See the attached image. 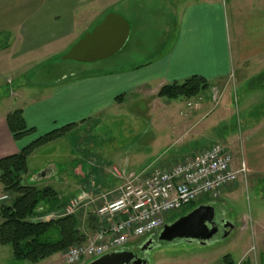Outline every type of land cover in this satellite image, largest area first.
I'll return each mask as SVG.
<instances>
[{
    "label": "rangeland",
    "instance_id": "obj_1",
    "mask_svg": "<svg viewBox=\"0 0 264 264\" xmlns=\"http://www.w3.org/2000/svg\"><path fill=\"white\" fill-rule=\"evenodd\" d=\"M196 1L199 0H112L109 14L122 16L128 22L131 33L125 48L104 61L87 64L63 60L80 39L56 60V65L28 64L27 59L13 63L11 53H0V116L19 109L31 99L48 94L58 84L93 73L127 72L155 62L178 37V23L184 4ZM224 2L228 42L233 53L232 76L228 92L223 98L211 101L210 112L204 120L201 117L188 119L189 112L195 108H189L186 100L158 99L155 95L140 92L131 94L121 107L108 110L93 122L78 123L64 138L38 149L28 160L24 184L51 187L66 202L74 199L79 189L94 183L98 188L102 187L96 191L101 196L113 187L107 186V183L119 184L118 174L162 170L181 163V157L195 155L210 143L225 145V142L230 144L232 139L240 144L243 139L249 141L251 136L248 133L256 132L257 127L264 124V56L242 65L238 62L236 51L239 48L236 47L243 39L247 40V27L243 23L261 1ZM106 16L98 18L86 33L92 32ZM21 88H25L21 98L14 97V93H20L18 89ZM209 93L210 90H207L202 94L206 96ZM186 122L191 124L186 130H173V124L181 126ZM232 153L240 156L236 166L245 164L239 148ZM44 173L47 178H41ZM248 174L247 169L246 178L226 188L215 202L204 200L192 204L181 214H171L167 221V224H172L197 207L213 203L216 212L222 214L233 227L232 232L216 236L206 245L184 240L172 243L158 241L145 256L147 264H219L228 255L238 263L255 242L264 251V176L248 177ZM4 196L0 183V198ZM101 201L80 208L76 214L86 220V216L103 205ZM245 223L247 229L244 228ZM251 226H254L253 231ZM142 240L127 246L134 247ZM0 264H16L10 247L0 246ZM39 264L66 262L64 255L58 254Z\"/></svg>",
    "mask_w": 264,
    "mask_h": 264
},
{
    "label": "crops",
    "instance_id": "obj_2",
    "mask_svg": "<svg viewBox=\"0 0 264 264\" xmlns=\"http://www.w3.org/2000/svg\"><path fill=\"white\" fill-rule=\"evenodd\" d=\"M258 1H261L259 7L252 10V15L243 23V26L247 27V40L243 39L241 45L236 47L239 48V51H236L237 59L242 65L264 56V0ZM112 6V0H0V36L7 33L11 35L7 48L0 50V53H11L13 63L25 62L27 59L28 64L56 65V60L63 56L75 41L81 40L98 18L109 14ZM178 29V37L173 46L153 63L127 72L93 73L76 78L58 84L48 94L22 104L19 109L24 113L25 122L28 128H33L36 132L22 141L16 142L7 127L6 117L11 111L0 116V160L18 154L31 142L55 129L93 122L108 110L121 107L131 94L137 95V92H140L157 96L162 87L183 83L193 76L205 79L210 85V93L196 97L199 108L192 109L187 117H201L204 120L210 112L208 110L211 101L223 98L228 92L232 76L233 53L228 42L224 0H199L184 4ZM24 89H18L20 93L15 92L14 97L21 98ZM198 98H201V101H198ZM173 125L174 131L176 128L186 130L191 126L187 122L181 126ZM248 134L251 136L249 141L243 139L240 144L234 143L232 139L230 144L225 142L223 146L231 152L239 148L242 161L249 172L248 177L264 176V124L257 127L256 132ZM214 144L216 143L202 147L195 155L181 157L182 162L179 164ZM233 155L237 164L236 160L240 156H235L234 153ZM128 174L124 172L123 176L120 175L118 185L107 183V186L113 187L101 196H98L96 191L102 187L98 188L92 183L79 189L75 198L82 196L88 199L86 203H89L90 199L96 203L103 199V196L110 195L121 187L124 184L123 178ZM41 176L47 178L46 173ZM72 199L66 202L61 199L65 203L63 208L68 207ZM112 199L113 196H110L101 202H110ZM86 221L87 216L86 220L83 219V224ZM246 226L247 223L245 229ZM251 230H254V226H251ZM232 231L233 229L229 230ZM254 233L257 237L256 229ZM244 260L250 261L251 264H264V251L257 242L245 251L242 261ZM219 264H223V261Z\"/></svg>",
    "mask_w": 264,
    "mask_h": 264
},
{
    "label": "built area",
    "instance_id": "obj_3",
    "mask_svg": "<svg viewBox=\"0 0 264 264\" xmlns=\"http://www.w3.org/2000/svg\"><path fill=\"white\" fill-rule=\"evenodd\" d=\"M195 103L191 100L187 106L195 108ZM246 176V164L236 166L233 153L219 143L169 169L129 173L121 187L103 196L104 201L113 196L112 201L92 212L100 220L99 230L85 244L66 251L64 260L66 264H86L122 251L138 239L153 237L165 227L171 214H181L184 208L204 200H217L221 192ZM87 200L82 196L73 199L65 214H76L80 208L94 204L92 199L89 203Z\"/></svg>",
    "mask_w": 264,
    "mask_h": 264
},
{
    "label": "trees",
    "instance_id": "obj_4",
    "mask_svg": "<svg viewBox=\"0 0 264 264\" xmlns=\"http://www.w3.org/2000/svg\"><path fill=\"white\" fill-rule=\"evenodd\" d=\"M10 36L9 33L0 36V50L7 48ZM209 87L205 79L193 76L183 83L162 87L157 97L188 101L198 97ZM6 122L16 142L36 133L35 129L28 128L21 109L11 111ZM77 126L78 124H71L55 129L31 142L18 154L0 160V183L7 198L0 205V246L12 249L16 264H39L58 254H64L70 248L85 244L99 230L100 220L94 214H89L83 224V218L79 214H65V211L60 213L64 210L65 203L53 188L24 184L29 158L38 149L64 138ZM54 212L60 214L49 218ZM222 261L223 264H251L248 260L237 263L229 255Z\"/></svg>",
    "mask_w": 264,
    "mask_h": 264
},
{
    "label": "water",
    "instance_id": "obj_5",
    "mask_svg": "<svg viewBox=\"0 0 264 264\" xmlns=\"http://www.w3.org/2000/svg\"><path fill=\"white\" fill-rule=\"evenodd\" d=\"M130 33V26L122 16L108 14L92 32L84 35L63 57V60L89 64L110 59L125 48L130 39ZM215 217L216 209L213 203L201 205L176 222L165 225L159 233V241L172 243L175 240H184L206 245L218 233L215 228ZM209 226L212 227L211 230ZM229 227L233 229L230 224ZM149 245L150 242H147L145 246ZM134 258L132 252L117 251L88 264H132Z\"/></svg>",
    "mask_w": 264,
    "mask_h": 264
},
{
    "label": "flooded vegetation",
    "instance_id": "obj_6",
    "mask_svg": "<svg viewBox=\"0 0 264 264\" xmlns=\"http://www.w3.org/2000/svg\"><path fill=\"white\" fill-rule=\"evenodd\" d=\"M229 224L230 223H228L222 217V214H220L219 212H216L215 228H217L218 230L217 236L228 233L230 230ZM209 229L211 230L212 227L209 226ZM158 241H159V232H157L153 237L143 239L140 243H138L134 247L125 246L122 251H128L134 254L135 258L132 260L131 262L132 264H136L137 262L140 264H144V262H146L147 264L145 256L149 254V252L152 250L154 246H156ZM147 242H150V245L148 247L145 246Z\"/></svg>",
    "mask_w": 264,
    "mask_h": 264
}]
</instances>
